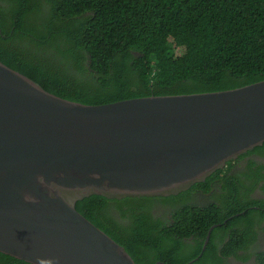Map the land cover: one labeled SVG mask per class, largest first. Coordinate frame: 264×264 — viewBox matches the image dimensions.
Here are the masks:
<instances>
[{"label":"water","instance_id":"1","mask_svg":"<svg viewBox=\"0 0 264 264\" xmlns=\"http://www.w3.org/2000/svg\"><path fill=\"white\" fill-rule=\"evenodd\" d=\"M263 144L264 80L86 104L0 60V252L32 264H137L79 200L177 195Z\"/></svg>","mask_w":264,"mask_h":264},{"label":"trees","instance_id":"2","mask_svg":"<svg viewBox=\"0 0 264 264\" xmlns=\"http://www.w3.org/2000/svg\"><path fill=\"white\" fill-rule=\"evenodd\" d=\"M0 60L46 90L86 104L236 88L264 80V0H0ZM216 175L177 195L95 194L77 209L137 264H187L200 254L190 264H217L213 237L203 251H183L174 236L207 235L224 220L203 209L186 225V202L197 196L187 193L214 196ZM155 199L174 205L163 213L171 218L155 219ZM0 264L32 263L0 252Z\"/></svg>","mask_w":264,"mask_h":264},{"label":"flooded vegetation","instance_id":"3","mask_svg":"<svg viewBox=\"0 0 264 264\" xmlns=\"http://www.w3.org/2000/svg\"><path fill=\"white\" fill-rule=\"evenodd\" d=\"M249 162L256 164L251 167ZM216 172L212 183V188L216 190L214 196L204 190L187 193L188 196H197L190 197L186 202V225L193 214L203 209L209 210L212 220L219 216L224 220L211 225L207 235H204V230L192 233L186 230V235L174 236L183 241V251L189 247L203 251L213 237V260L217 264H264V150L251 149ZM223 196L228 203L224 202ZM173 208L174 205L165 206L157 199L152 204L155 219L159 216L171 218L172 214L164 217L163 213L165 209L170 211ZM172 222L177 220L173 218ZM216 227L220 229L214 231ZM200 241L201 247L198 245ZM200 255L195 258L199 259Z\"/></svg>","mask_w":264,"mask_h":264}]
</instances>
